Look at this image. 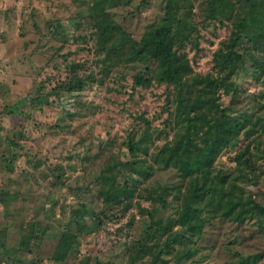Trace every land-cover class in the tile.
<instances>
[{
	"label": "rangeland",
	"instance_id": "obj_1",
	"mask_svg": "<svg viewBox=\"0 0 264 264\" xmlns=\"http://www.w3.org/2000/svg\"><path fill=\"white\" fill-rule=\"evenodd\" d=\"M102 1L0 0V264H57L50 256L70 227L77 231V242L61 264H129L138 249L135 243L143 240L150 225L147 212L155 221L171 223L177 209L174 195L158 204L135 194L115 206L104 205L96 196L95 186L102 181L121 180L123 175L109 172L107 165L132 160L127 142L138 139L147 126L149 154L174 144L173 132L164 125L166 87L134 85L133 76L143 69L139 64L121 65L106 75L100 72L92 27L93 18L106 11L139 40L162 18L164 0H134L106 8ZM198 2L194 19L199 49L188 50V56L194 71L204 75L211 71L213 52L221 41L233 38V31L229 24L204 17ZM73 64L82 68L72 74ZM90 74L94 82L81 90L68 92L61 85L70 78L86 80ZM238 83L244 92L232 106L237 113L252 114L258 102L264 103V89L250 78ZM229 102L223 97L225 106ZM236 152L237 148L227 150L216 169L233 172ZM138 156L152 164L144 153ZM261 162L258 179L241 186L264 203ZM153 168L140 190L157 200L158 192L181 181L172 168ZM81 204L97 214L102 211L99 228L82 213ZM31 231L45 234L24 251L19 243ZM165 239L159 234L146 239L151 249L135 264H152V255ZM193 240L175 245L161 259L165 264H237L240 256L262 254L259 264H264V231L254 222L211 218ZM190 249L192 255L184 258Z\"/></svg>",
	"mask_w": 264,
	"mask_h": 264
},
{
	"label": "trees",
	"instance_id": "obj_2",
	"mask_svg": "<svg viewBox=\"0 0 264 264\" xmlns=\"http://www.w3.org/2000/svg\"><path fill=\"white\" fill-rule=\"evenodd\" d=\"M133 1L103 0L102 5L106 8ZM197 2L164 0L162 18L149 25L139 40L128 34L106 11L92 20L95 64L100 72L106 75L118 66L139 64L143 69L133 76L134 85L150 87L155 84L168 90L164 125L173 132L174 144L163 145L149 154L146 150L150 141L147 126L138 139L127 142L132 160H118L107 165L109 172L114 170L116 175H123L121 180L102 181L95 186L97 198L106 206L121 204L122 199L130 201L135 194L165 204L167 198L174 195L177 209L171 223L155 221L153 214L147 212L148 217L151 216L150 225L143 240L135 243L138 249L129 264H135L150 251L145 242L157 234L167 239L152 255V264L157 261L165 264L162 255L175 245L194 242L193 237L197 239L202 235L205 223L211 218L219 217L238 224L254 222L259 231H264V203L247 194L241 186L254 183L263 171L264 103L258 102L252 114L237 113L232 106L244 92L239 79L250 78L264 89V0H199L204 17L229 24L233 31V38L221 41L213 52L211 71L204 75L194 71L188 56V50L199 49V29L194 19ZM141 5L145 3L141 1ZM70 68L73 74L82 66L73 64ZM85 79L70 78L61 85L65 91H78L95 78L90 74ZM260 95H264V90ZM223 97L230 98L229 105H224ZM231 148H237L232 158L233 172L216 169L218 159ZM140 153L150 157L152 164L139 161ZM157 164L164 169L172 168L181 183L158 192L156 200L147 193L143 195L140 188ZM138 208L141 209L139 205ZM81 209L93 218L95 228L102 225L99 217L102 211L97 214L84 204ZM124 211L127 209H122ZM107 218L113 219V216ZM175 227L177 233L173 232ZM44 234V231L39 234L31 231L26 240L19 243L20 248L29 251L31 241H38ZM76 242L77 231L72 227L64 230L50 259L57 264L63 263ZM191 255L190 249L183 257ZM261 257L262 254L240 256L237 264H259Z\"/></svg>",
	"mask_w": 264,
	"mask_h": 264
}]
</instances>
